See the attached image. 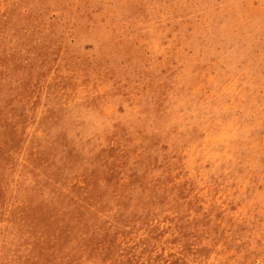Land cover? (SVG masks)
<instances>
[{
    "label": "rangeland",
    "instance_id": "rangeland-1",
    "mask_svg": "<svg viewBox=\"0 0 264 264\" xmlns=\"http://www.w3.org/2000/svg\"><path fill=\"white\" fill-rule=\"evenodd\" d=\"M0 264H264V0H0Z\"/></svg>",
    "mask_w": 264,
    "mask_h": 264
}]
</instances>
